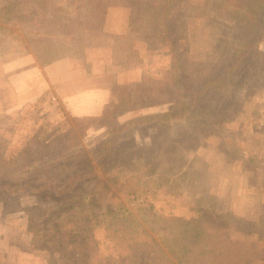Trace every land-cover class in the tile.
Masks as SVG:
<instances>
[{"label":"rangeland","instance_id":"1","mask_svg":"<svg viewBox=\"0 0 264 264\" xmlns=\"http://www.w3.org/2000/svg\"><path fill=\"white\" fill-rule=\"evenodd\" d=\"M19 2L0 20V264H264V10L246 54L247 0H111L118 33L98 0ZM88 51L112 61L102 116L70 115L54 90L7 113L11 61L91 73ZM217 75L196 112L156 124Z\"/></svg>","mask_w":264,"mask_h":264},{"label":"crops","instance_id":"2","mask_svg":"<svg viewBox=\"0 0 264 264\" xmlns=\"http://www.w3.org/2000/svg\"><path fill=\"white\" fill-rule=\"evenodd\" d=\"M107 23L111 22L117 26H109L107 31L110 33L122 32L125 25L124 21H119L121 11L118 7L111 5L106 12ZM121 30H116L118 27ZM119 27V29H120ZM92 49V48H91ZM100 51V49H99ZM84 56L85 61L92 66L91 73L85 67L76 63L77 58L62 57L48 61L43 65L38 62L33 53H27L14 61L11 66V74L7 80L8 91L7 99L9 106L6 109L8 114L20 113L19 109L26 104L34 102L49 90H54L62 98L65 110L70 115L76 117L102 116L111 100L114 88L109 86L107 81L102 82L107 74L105 71L97 73V66L106 67L112 62L109 57L93 55L88 51ZM23 64L24 66H22ZM121 83H127L130 79H121L129 74V70H118ZM102 79V81H98Z\"/></svg>","mask_w":264,"mask_h":264},{"label":"trees","instance_id":"3","mask_svg":"<svg viewBox=\"0 0 264 264\" xmlns=\"http://www.w3.org/2000/svg\"><path fill=\"white\" fill-rule=\"evenodd\" d=\"M20 0H2L0 3V20L3 21H7L10 19H13V17L17 16V12L20 11V7H21V3L19 2ZM99 2V6L100 8H98L99 11H101L104 16L106 15V12L108 10V8L113 4L111 2V0H98ZM244 6L246 8H248L247 12L249 14V17L246 18V21H248V27H247V31L245 32L244 36H245V45L247 46V50L245 51L246 54H249V50L250 48L254 47L256 45L255 39H254V35L255 32L258 31V29L260 28V26H263V23L261 21V13L264 10V0H247V3H243ZM246 4V5H245ZM243 6V7H244ZM167 7V5H166ZM244 7V8H245ZM263 15V14H262ZM164 22V20H163ZM165 24V23H164ZM166 25V24H165ZM1 27V25H0ZM165 34L168 38V26L166 25V27L164 28ZM258 33V32H257ZM264 37V32L262 31L259 35V37L257 38V40H261ZM172 41H168V43H170V48L173 47V43H171ZM175 50V49H174ZM236 59L235 62L237 63L239 60L237 59V57L234 58ZM232 59V60H233ZM238 66H242V64L240 63ZM234 67V65H233ZM232 67V68H233ZM231 68V69H232ZM231 73V71H230ZM228 74L225 78L221 79V77H219V75H217L214 78H210L209 76L202 78L201 80L202 83L200 82V78L199 77H195V85H191V86H195L196 88L191 90L190 86L186 85L183 88V96L182 99L180 98L179 101H173V100H168V102H172L174 103L175 110L172 111H167L163 114H159L157 115L159 120H162L161 122L158 121L156 124H164L169 122V120H175L177 118H186L187 116L185 115L186 112L189 113L190 111H192L193 113L197 111V108H199L202 99V95L203 93H205L204 91H207L206 89L209 87V85H213L215 84V82L218 81V84H220L221 88L220 89H227L229 86V81H231V84H235V81L230 79L229 81H227V78L230 77L231 78V74ZM170 80H171V84L172 85H176L177 81L180 80V72L178 70H176V67H174V71H172L170 73ZM213 83V84H212ZM194 88V87H193ZM191 90V91H190ZM167 102V101H165ZM152 117L146 118V119H139L140 121L144 122V121H149V119H151ZM137 120V121H139ZM106 168V167H105ZM81 176L78 177H70L69 180V184L66 185V189L69 190V188H72L74 186H77L78 188H81L82 185L80 183L77 182V179L80 178ZM68 192V191H67ZM87 196L84 197V201H86Z\"/></svg>","mask_w":264,"mask_h":264}]
</instances>
